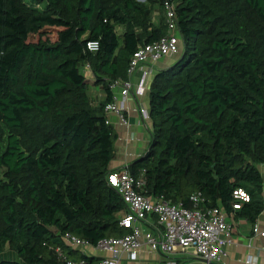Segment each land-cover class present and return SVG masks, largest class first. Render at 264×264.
<instances>
[{
	"label": "trees",
	"instance_id": "1",
	"mask_svg": "<svg viewBox=\"0 0 264 264\" xmlns=\"http://www.w3.org/2000/svg\"><path fill=\"white\" fill-rule=\"evenodd\" d=\"M165 1L184 58L152 79L151 139L128 168L144 175L148 196L192 208L199 194V209L255 225L263 209L264 0H0V264H56L57 248L96 264L63 235L95 245L128 233L122 199L107 185L117 134L105 107L138 47L166 34ZM155 3L164 10L158 24ZM98 87L105 98L94 104L89 89ZM239 189L249 202L234 209ZM7 252L17 259L1 258Z\"/></svg>",
	"mask_w": 264,
	"mask_h": 264
},
{
	"label": "built area",
	"instance_id": "2",
	"mask_svg": "<svg viewBox=\"0 0 264 264\" xmlns=\"http://www.w3.org/2000/svg\"><path fill=\"white\" fill-rule=\"evenodd\" d=\"M164 10L166 34L157 42L139 46L130 59L126 80L110 85L112 100L105 107V113L116 115L122 124H127L125 104L134 88L131 76L146 68L136 85L138 91L144 93L148 88L147 76L154 71L151 65L165 57L176 55L180 50L182 39L173 4L165 1ZM87 49L96 51L98 42H88ZM139 117L145 125L150 119L149 110L140 108ZM106 123L110 124L108 119ZM128 167L129 165H125L120 169L111 170L106 178L107 185L122 199L126 213L119 224L128 229V233L120 237L102 239L95 245L67 233L62 238L72 246L90 247L110 253V256L98 258L96 264H121L122 253L135 259L141 245L148 246L158 255L157 263L153 264H178L179 260L182 264H191L187 262L191 257L198 260L197 264L218 263L225 255V246L231 243V228L225 212L218 208L199 209V194L190 196L192 208L185 207L182 203L174 204L163 198L148 196L144 175L134 176ZM234 198L239 201L233 204L234 209H238L240 203L249 202V195L242 189L234 192ZM254 231L258 232L256 226ZM259 235L264 237V231H260ZM56 253V264H86L83 260L67 259L59 248ZM246 264L257 263L249 259Z\"/></svg>",
	"mask_w": 264,
	"mask_h": 264
},
{
	"label": "crops",
	"instance_id": "3",
	"mask_svg": "<svg viewBox=\"0 0 264 264\" xmlns=\"http://www.w3.org/2000/svg\"><path fill=\"white\" fill-rule=\"evenodd\" d=\"M182 50L183 46H180V50L176 55L165 57L151 65L154 71L147 76L146 81L148 83V88L144 93H140L136 85L141 80L143 71L146 68L138 70L131 76L134 88L125 104L127 117L126 125L120 123L116 115L112 113L107 114V119L117 134L115 153L110 162L111 170L120 169L125 165H129L133 160L144 153L151 139L152 121L149 119L146 121L145 125H143L140 121L139 109L145 108L149 110V88L152 79L156 73L169 68L179 60L182 56ZM85 75H90L88 68L86 69ZM116 91H118V89ZM94 94V99L91 95L94 104L99 103L105 98L100 87L94 90ZM257 167L263 182L261 192L263 209L255 223L258 232L254 231L255 226H251L243 219L234 220L227 218V222L231 228V243L225 246V255L216 264H246V261L249 259L255 260L257 264H264V237L259 235L260 231H264V163L257 165ZM151 220L153 221V219ZM64 242L67 246L79 250L87 256L96 258L110 256V253L106 251H99L90 247H76L69 245L65 240ZM158 259V255L152 252L146 245H141L137 250L135 259H131L126 253L121 254V264H153L157 263ZM187 262L197 264L198 260L191 257L187 259ZM178 264H182L180 260Z\"/></svg>",
	"mask_w": 264,
	"mask_h": 264
},
{
	"label": "rangeland",
	"instance_id": "4",
	"mask_svg": "<svg viewBox=\"0 0 264 264\" xmlns=\"http://www.w3.org/2000/svg\"><path fill=\"white\" fill-rule=\"evenodd\" d=\"M151 16H152V21L154 24H158L160 21V18L164 16V10L159 7L158 3H155L153 10H152V13H151ZM116 31L119 35H121L122 28L117 26ZM50 34H51L50 35L51 37L54 36V32L50 31ZM180 45L182 46L183 43H181ZM80 71H82L84 74H86L85 66L81 65ZM87 76H89V75H87ZM94 90H97V88H90L89 89V95H90L91 100H92V97L94 99V95H95ZM91 95H92V97H91ZM1 258H3L4 260H7V261H11V260H16L17 256L14 252H7V253L3 254Z\"/></svg>",
	"mask_w": 264,
	"mask_h": 264
},
{
	"label": "water",
	"instance_id": "5",
	"mask_svg": "<svg viewBox=\"0 0 264 264\" xmlns=\"http://www.w3.org/2000/svg\"><path fill=\"white\" fill-rule=\"evenodd\" d=\"M183 58H184V55H182L179 60L181 61ZM50 229L55 232V229H52V228Z\"/></svg>",
	"mask_w": 264,
	"mask_h": 264
}]
</instances>
